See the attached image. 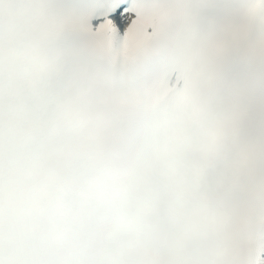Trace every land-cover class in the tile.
I'll return each instance as SVG.
<instances>
[{
	"label": "snow or ice",
	"instance_id": "6c2138e0",
	"mask_svg": "<svg viewBox=\"0 0 264 264\" xmlns=\"http://www.w3.org/2000/svg\"><path fill=\"white\" fill-rule=\"evenodd\" d=\"M0 264H264V0H0Z\"/></svg>",
	"mask_w": 264,
	"mask_h": 264
}]
</instances>
